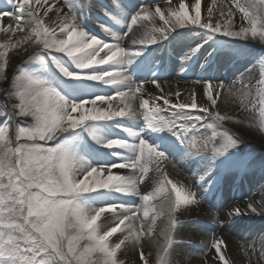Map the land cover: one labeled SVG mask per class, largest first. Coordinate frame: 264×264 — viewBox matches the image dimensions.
<instances>
[{"label": "snow or ice", "instance_id": "6c2138e0", "mask_svg": "<svg viewBox=\"0 0 264 264\" xmlns=\"http://www.w3.org/2000/svg\"><path fill=\"white\" fill-rule=\"evenodd\" d=\"M0 82V264H233L215 232L186 251L178 214L264 172L227 126L264 139V0H0Z\"/></svg>", "mask_w": 264, "mask_h": 264}, {"label": "bare ground", "instance_id": "6f19581e", "mask_svg": "<svg viewBox=\"0 0 264 264\" xmlns=\"http://www.w3.org/2000/svg\"><path fill=\"white\" fill-rule=\"evenodd\" d=\"M234 72H235V68H224L221 70L220 75L225 77L228 81H232L234 79L233 77ZM169 83H171L173 86H175L178 83L182 89H187V88L192 87L191 78L187 80L178 78L177 80H174L173 82H169ZM165 86L167 87V85ZM146 87H148L150 91L153 90V86L151 84L147 85ZM235 87L239 88L240 85L237 83ZM227 104H229V106L233 105L235 107H239V100H237L236 97L234 96L230 97L228 93L225 92L224 94H222L221 99L218 101L219 110L221 112L226 111L227 106H228ZM227 126L233 131H237L236 127L231 126L230 124H227ZM238 132L240 135L245 137V139L247 138L257 139V136L254 137L252 135L254 134L253 131L243 130V131H238ZM174 169L175 171L177 169V172L183 171V170L191 171L189 166L186 164H183V162H181V164L176 166ZM190 183L191 182L188 183V181H186V184L190 185ZM235 183H236L235 179H231L228 182L229 187L225 188L224 186V191L226 189L235 190L238 196L249 193L250 197L248 201L244 202L241 205V207H243V205L249 202H256V201L264 200V172H261L260 170L256 169L252 172V174L248 177V179H245L240 184L238 183V186H235ZM216 202L217 201L215 197H209L207 201L202 202L197 208L196 207H193V208L195 210L198 209V212H199L198 216L200 218L208 219V217H206V213L208 214L207 206L213 207L216 205ZM219 216L221 217V219L225 218L224 215L222 216L219 215ZM184 217L185 216L183 215L182 218ZM235 218H239V217H235ZM245 219H248V220L246 224L242 227V230L238 234L239 237L236 240L230 235L229 228H227L228 227L227 223L224 224L223 228H220L215 225L214 232L216 235H222L227 241L229 245V257L231 261L233 262V264H249V259L251 260V264H264V257H261L260 255L261 243H262L261 237L264 236V218H261L260 216H257L255 214H250ZM225 222H227V220ZM256 222H258L259 224L258 223L256 224ZM162 224L163 223H160V225ZM209 233H210V230L197 231L196 228L194 229L189 228V230L187 231L186 237H190L191 241L196 242V245L193 247L192 252H196L197 249L203 246L201 244V240H206V238L210 237L211 235ZM253 244L256 245V253L254 255L250 254L249 256H246L241 246H243L244 248H247L249 245H253ZM133 259L135 258L131 256L129 257L130 261ZM193 264H198V261H194Z\"/></svg>", "mask_w": 264, "mask_h": 264}, {"label": "rangeland", "instance_id": "374dc122", "mask_svg": "<svg viewBox=\"0 0 264 264\" xmlns=\"http://www.w3.org/2000/svg\"><path fill=\"white\" fill-rule=\"evenodd\" d=\"M253 73L254 74H257L258 73V69H254L253 70ZM192 78H194V77H192ZM177 79H178V77L175 74H173V76H172V78H171V80L169 82H173L174 80H177ZM5 86L6 85L4 84V82H0V87H5ZM227 105H228L227 106V109L224 112L229 113V114H238L241 118H246L247 117L248 114L246 112H238V108L239 107H235L233 105L232 106L231 105L229 106V104H227ZM229 124L231 126L236 127L237 131H234V132H236L238 134H239L238 131L245 130L244 128H242L239 125H234V124H231V123H229ZM252 135L254 137L257 136V139H254V138L253 139H250V138L245 139V137H243L241 135L242 136V139L244 141V145H246V149L245 150L248 151V152H250V153H252V154H254L258 159L260 157H264V139H261V137L258 134H256L255 132ZM174 168L175 167H173L171 163H169L167 165V170H168L169 175L171 176V178L173 180L182 181L185 184H186V181H188V183L189 182L192 183L191 171L183 170V171H179L180 172L179 173V172H177V169L175 171ZM173 169H174V171H173ZM228 182L225 184V187H229ZM149 184H150V182H149ZM149 184L142 185V188L144 190H148ZM225 194L222 197V200L221 201H222V204L225 205V209L226 210H229L228 208L233 207V205H242L244 202H247L248 199H249V197H250L249 193L242 194V196L239 197V198H237V197H231L229 194L228 195H225ZM207 211H208V214L206 213V217H208V219L207 218H200L198 216V214H199L198 209L195 210L194 208L191 209L190 211H187L186 210V211H182L181 214H178V217H179V219L181 221H185V222L191 221V220H197V221H199V223H197V224H190V223H186L185 224V226L183 227V232H184L185 236H187V231L189 230V228H191V229L196 228L197 231H199V230H210V233L209 234L210 235L213 234V232L215 231V227H214L215 224L213 222V218L216 215H218V216L221 215V213L224 212V211L221 210V208L220 209H213V207H211V206H207ZM183 215L185 216L184 218H182ZM219 218L221 219L220 216H219ZM245 218H247V216L240 217V218H235V219H232V218H229V217L223 218L224 221L227 220V222H225V223H227V225H228L227 228H229L230 235L233 238H235V240L239 237V235H238L239 232L242 230V227L246 224V222L248 220V219H245ZM237 219H239V220H237ZM164 222L165 221L163 219L159 220L158 221V226L160 225V223H164ZM257 223L258 222H256V224ZM208 238H206V239H208ZM195 245H196V242L195 241H192V246L191 247H189V245L186 243L184 245V249L186 251H192L193 250V247Z\"/></svg>", "mask_w": 264, "mask_h": 264}]
</instances>
